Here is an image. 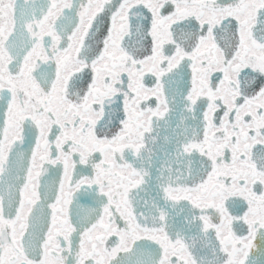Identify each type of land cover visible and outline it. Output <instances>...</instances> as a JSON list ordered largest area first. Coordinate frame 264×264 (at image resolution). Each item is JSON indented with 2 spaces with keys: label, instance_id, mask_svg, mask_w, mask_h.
Segmentation results:
<instances>
[{
  "label": "snow or ice",
  "instance_id": "obj_1",
  "mask_svg": "<svg viewBox=\"0 0 264 264\" xmlns=\"http://www.w3.org/2000/svg\"><path fill=\"white\" fill-rule=\"evenodd\" d=\"M0 264H264V0H0Z\"/></svg>",
  "mask_w": 264,
  "mask_h": 264
},
{
  "label": "water",
  "instance_id": "obj_2",
  "mask_svg": "<svg viewBox=\"0 0 264 264\" xmlns=\"http://www.w3.org/2000/svg\"><path fill=\"white\" fill-rule=\"evenodd\" d=\"M50 179V178H49ZM50 182L51 181H54L55 183H56V185L58 186V183H59V174L58 173H56V175H55V178L52 180H49Z\"/></svg>",
  "mask_w": 264,
  "mask_h": 264
},
{
  "label": "flooded vegetation",
  "instance_id": "obj_3",
  "mask_svg": "<svg viewBox=\"0 0 264 264\" xmlns=\"http://www.w3.org/2000/svg\"><path fill=\"white\" fill-rule=\"evenodd\" d=\"M55 175H56V172H53V174L49 177L50 179L49 180H53L55 178Z\"/></svg>",
  "mask_w": 264,
  "mask_h": 264
}]
</instances>
